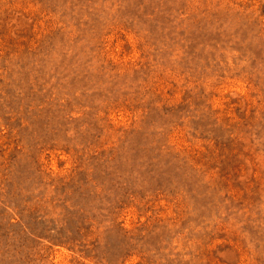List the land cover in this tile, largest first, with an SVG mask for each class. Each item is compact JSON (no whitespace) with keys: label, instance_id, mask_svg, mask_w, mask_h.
Wrapping results in <instances>:
<instances>
[{"label":"rangeland","instance_id":"374dc122","mask_svg":"<svg viewBox=\"0 0 264 264\" xmlns=\"http://www.w3.org/2000/svg\"><path fill=\"white\" fill-rule=\"evenodd\" d=\"M0 264H264V0H0Z\"/></svg>","mask_w":264,"mask_h":264}]
</instances>
